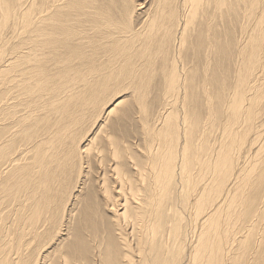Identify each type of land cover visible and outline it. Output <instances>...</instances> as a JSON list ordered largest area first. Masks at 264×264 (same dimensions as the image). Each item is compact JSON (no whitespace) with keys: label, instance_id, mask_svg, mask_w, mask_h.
<instances>
[{"label":"bare ground","instance_id":"1","mask_svg":"<svg viewBox=\"0 0 264 264\" xmlns=\"http://www.w3.org/2000/svg\"><path fill=\"white\" fill-rule=\"evenodd\" d=\"M138 1L25 0L0 50V264H264V2L225 4L222 41L210 2Z\"/></svg>","mask_w":264,"mask_h":264},{"label":"rangeland","instance_id":"2","mask_svg":"<svg viewBox=\"0 0 264 264\" xmlns=\"http://www.w3.org/2000/svg\"><path fill=\"white\" fill-rule=\"evenodd\" d=\"M41 1L42 0H34L33 3L32 2L26 3L25 0H0V50H4L5 48H7L8 42L15 40L16 36L14 33V29H15L14 23L16 19L20 18L21 13L24 9H26V6L32 3L31 5V7L33 8L32 14L36 15L39 3ZM204 1L210 2V5L208 6V11H207L210 14V16H211V13L215 15V19L211 20V24L209 26L212 32L214 33L217 32L221 34V38L219 40L224 41V37H222V33L224 32V30H227V24L232 22L234 26L237 28L236 23L230 20L226 16L225 4L231 3L235 13H237L239 12V9L234 3L237 0H219V1L218 0H204ZM251 1L253 0H247L246 2H251ZM262 1L264 2V0ZM135 2H139V1L135 0ZM213 2H218V4L214 6ZM215 7L218 9L216 10V13L211 12V11H215ZM203 13L207 16L206 12L203 11ZM199 14L200 16L196 20V26H194L193 28L191 38H189L190 42L188 43L187 52L189 53L190 57H192V55H191V46L189 47V44L197 42L200 39V37H203L204 45L206 44V41H207L205 40V33H207L206 31L207 28H205V26L207 24L206 21H207L208 16L205 18L204 16L201 15V12ZM249 28H251L250 23H249ZM229 29H232V27L229 26ZM263 64H264V60H263ZM198 73L200 72L198 71ZM153 85H154V82H152L151 84L152 90H151V94L149 95V99H152L154 96ZM114 94H115V91L112 88H108L106 91L105 97L103 99V103H106ZM119 99L129 102L131 100L129 92L126 91L124 93H121ZM62 227L63 225L61 226V228Z\"/></svg>","mask_w":264,"mask_h":264}]
</instances>
